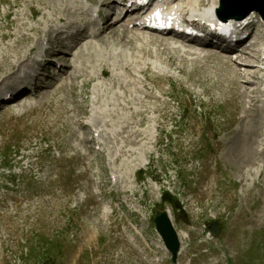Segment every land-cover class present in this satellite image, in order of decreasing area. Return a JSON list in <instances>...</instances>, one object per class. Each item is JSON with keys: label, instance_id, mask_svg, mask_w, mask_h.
I'll return each instance as SVG.
<instances>
[{"label": "rangeland", "instance_id": "1", "mask_svg": "<svg viewBox=\"0 0 264 264\" xmlns=\"http://www.w3.org/2000/svg\"><path fill=\"white\" fill-rule=\"evenodd\" d=\"M66 6L78 13L68 14ZM85 8L95 6L0 0V78L15 52L34 59L27 48L38 47L59 16H88ZM113 30L68 58L52 54V46L45 68L53 76L40 78L52 81L55 61H74L82 76L0 108V264H170L151 223L156 207L168 209L174 226L186 232L178 264H264L260 53L242 47L251 65H240L241 75L229 61L197 59L167 37L160 43L137 32L152 41L128 43ZM90 119L104 121L100 146L88 139L90 125L79 127ZM77 131L87 134L85 144ZM97 182L110 195L104 202L91 191ZM101 203L112 204L113 213ZM211 216L221 227L212 237L205 228ZM127 221L142 227L141 234L134 237Z\"/></svg>", "mask_w": 264, "mask_h": 264}, {"label": "bare ground", "instance_id": "2", "mask_svg": "<svg viewBox=\"0 0 264 264\" xmlns=\"http://www.w3.org/2000/svg\"><path fill=\"white\" fill-rule=\"evenodd\" d=\"M217 3H218V0H194V1L193 0H189L187 2H178L176 4V8H177V11L180 14L183 13L184 11L194 12V11H197V10H201L202 13L208 14L209 10L212 7H215L217 5ZM67 6H70V5H67ZM72 8H74V7H67V9L65 10V12H67L68 14L77 12L76 11L77 8L75 10H72ZM60 11H61V9H60ZM256 17H257V15H256ZM63 21H64V17L59 16L58 17V22H63ZM75 21L76 20H71L69 22L70 23H73ZM80 21L81 22H84L85 20H84V18H80ZM115 21H117V20H115ZM114 24H115V22L108 23V25L106 27V30H104V32H106L108 30H113L114 29V26H115ZM49 28H50V26H49ZM30 30L31 31H34V28H30ZM127 32H129L128 28H126L125 30H122L120 33L117 30H115V29L112 31V33L114 35H117V38H122V39L125 38L126 39L125 42H128V43H130V42H136V43H142L143 42L144 43L145 42V43L149 44L152 41V38L151 39L150 38L148 39L146 36H144L142 38L137 33H133V37L130 39V38H128L130 36H127L126 35ZM130 32H131V30H130ZM142 32L149 33L148 31H142ZM33 33H35L38 36V35H41L42 32L34 31ZM101 33H103V31H96L95 33H93V38L95 36H97L96 38H98V35H100ZM76 35L80 36L81 37V40H76L75 37H72V38L69 39L68 42H65V43L62 42L58 38V35H54V36L53 35H51V36L47 35L46 36V38H47L46 39V42H43L42 40H39L38 41V43H39L38 44V47L29 46V48H27V50H28V52L30 54H35V56H42L43 57L45 55V53H47L50 50V46L51 45L53 46L54 44L59 43V45H60L61 48L56 51L57 53L60 52V51H65L67 53H70L75 48H78V47L81 48V47L84 46V44L86 42H83L81 44V41H83L88 34H87V31L85 29H83V30H80L79 32H77ZM100 36H102V35H100ZM126 36H127V38H126ZM161 39H163V38L158 39V40H160V43H162V41H163V40L161 41ZM171 39H172L171 41H165V42H167V43L170 42L169 44L170 45H173V47H175L174 45H177L178 47H181L179 43H176V42L174 43V41H173L174 38H171ZM93 41H95V40L93 39ZM93 41H90V42H93ZM23 44H24V42H21V43L18 44V46H21ZM163 45H165V43ZM194 45H196V44H194ZM178 47H177L176 51H178V53H181L182 54V52H180V49ZM188 48L191 51V53H189V54L196 55V53H197L198 55H200L199 52H203L204 53V50L203 49H198L196 46H189ZM188 48L181 47L182 51H188ZM169 49L172 51L171 48H169ZM192 51H196V53L195 52H192ZM251 51H252V48H251ZM56 52H55V54H56ZM253 53H256V51H253ZM10 55H12V54H10ZM15 55H16V60L13 63V66L10 68L11 70L7 74H5V76H3L2 78H0V92H2V91H10V93H14L16 95V94H18V92L20 91V89L24 86V82L26 81V69L31 68L33 70V72H34V74L31 76V78H37L38 77L37 75L40 74L39 66H38V65H40V62L37 61V63H35V65H32L31 62H34V59L29 60L30 59L29 56L24 55V54L21 55V53L19 55L16 52H15ZM198 55H196V56L199 57ZM238 55H239V57H238L237 62H234L233 64L245 66V68H247L248 66L251 65L249 63V61H247V58L250 56V54H248L247 52H245L243 50H240L238 52ZM9 56L8 55H5L3 57V59L1 60V62L2 63H5L7 60H9ZM11 58H12V56H11ZM46 59H48V58L46 57ZM47 61L48 60H46V62ZM261 61L264 62V59L262 57H261ZM259 62H260V60H259ZM241 68H243V67H241ZM231 69H232L231 72H233L234 68H231ZM1 71H2V69H1ZM247 71H249V70H247ZM60 72L62 74H66L67 73L66 65H63L62 66V68L60 69ZM246 75L248 76V74H246ZM57 79L58 80L61 79V76H58ZM255 89H258V88H255ZM182 236H183V238H185V235H182Z\"/></svg>", "mask_w": 264, "mask_h": 264}, {"label": "water", "instance_id": "3", "mask_svg": "<svg viewBox=\"0 0 264 264\" xmlns=\"http://www.w3.org/2000/svg\"><path fill=\"white\" fill-rule=\"evenodd\" d=\"M224 1V0H223ZM231 3L237 4L242 9L243 15L249 13L251 10H256L264 19V0H229ZM153 222L156 226L157 231L160 233L166 247L171 252L173 260L176 257L178 250V240L174 229L167 217L165 211L156 210L153 218ZM212 232H216L217 223L213 222L209 225Z\"/></svg>", "mask_w": 264, "mask_h": 264}]
</instances>
